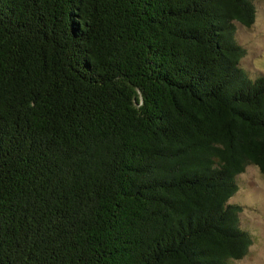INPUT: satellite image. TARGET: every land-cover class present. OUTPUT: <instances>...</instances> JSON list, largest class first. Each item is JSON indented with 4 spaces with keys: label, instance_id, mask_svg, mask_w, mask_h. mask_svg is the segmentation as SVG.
<instances>
[{
    "label": "trees",
    "instance_id": "trees-1",
    "mask_svg": "<svg viewBox=\"0 0 264 264\" xmlns=\"http://www.w3.org/2000/svg\"><path fill=\"white\" fill-rule=\"evenodd\" d=\"M254 0H0V264H230L264 178Z\"/></svg>",
    "mask_w": 264,
    "mask_h": 264
},
{
    "label": "rangeland",
    "instance_id": "rangeland-1",
    "mask_svg": "<svg viewBox=\"0 0 264 264\" xmlns=\"http://www.w3.org/2000/svg\"><path fill=\"white\" fill-rule=\"evenodd\" d=\"M256 18L250 28L236 25L235 38L244 50L242 67L251 76L264 74V0H254ZM230 203L240 206V225L252 236L248 254L230 264H264V178L254 166L237 177Z\"/></svg>",
    "mask_w": 264,
    "mask_h": 264
}]
</instances>
